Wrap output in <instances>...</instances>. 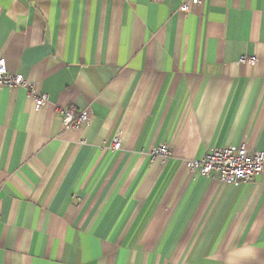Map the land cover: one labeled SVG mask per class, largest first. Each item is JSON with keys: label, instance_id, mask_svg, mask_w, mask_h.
<instances>
[{"label": "crops", "instance_id": "0c3cea01", "mask_svg": "<svg viewBox=\"0 0 264 264\" xmlns=\"http://www.w3.org/2000/svg\"><path fill=\"white\" fill-rule=\"evenodd\" d=\"M184 2L0 0V59L47 97L0 89V264H264V172L184 165L264 151V0Z\"/></svg>", "mask_w": 264, "mask_h": 264}, {"label": "built area", "instance_id": "2783aa9c", "mask_svg": "<svg viewBox=\"0 0 264 264\" xmlns=\"http://www.w3.org/2000/svg\"><path fill=\"white\" fill-rule=\"evenodd\" d=\"M202 0H185L178 8L180 12H187L191 4L196 5ZM241 62L254 63V56L247 57L242 55ZM22 87L32 97L36 108L41 107L47 97L39 94L35 86L27 81L22 75L8 72L5 61L0 59V89L2 87ZM61 123L65 129L80 126L88 120V114L85 111H77L75 107L69 106L58 109ZM113 148H119V142L113 143ZM154 156H160L167 159L169 148L161 145L154 149ZM186 169L195 175L204 177H215L221 182L228 184H240L254 180L264 172V151H248L244 143L236 148L218 147L211 148L201 158L187 160L184 162Z\"/></svg>", "mask_w": 264, "mask_h": 264}]
</instances>
